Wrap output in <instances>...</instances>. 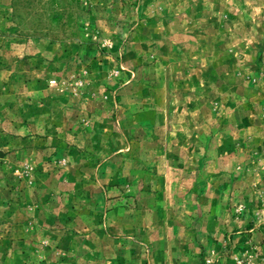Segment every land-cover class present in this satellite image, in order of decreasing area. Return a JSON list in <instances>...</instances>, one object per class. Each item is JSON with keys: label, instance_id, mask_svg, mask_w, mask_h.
I'll list each match as a JSON object with an SVG mask.
<instances>
[{"label": "rangeland", "instance_id": "obj_1", "mask_svg": "<svg viewBox=\"0 0 264 264\" xmlns=\"http://www.w3.org/2000/svg\"><path fill=\"white\" fill-rule=\"evenodd\" d=\"M0 264H264V0H0Z\"/></svg>", "mask_w": 264, "mask_h": 264}, {"label": "trees", "instance_id": "obj_2", "mask_svg": "<svg viewBox=\"0 0 264 264\" xmlns=\"http://www.w3.org/2000/svg\"><path fill=\"white\" fill-rule=\"evenodd\" d=\"M17 1H18V3H19V6H22L23 3H24V0H17Z\"/></svg>", "mask_w": 264, "mask_h": 264}]
</instances>
